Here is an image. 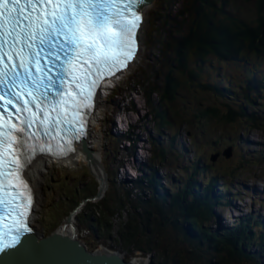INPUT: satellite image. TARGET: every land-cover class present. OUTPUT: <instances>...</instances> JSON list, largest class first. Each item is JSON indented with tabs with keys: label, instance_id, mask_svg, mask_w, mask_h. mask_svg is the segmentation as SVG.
Masks as SVG:
<instances>
[{
	"label": "trees",
	"instance_id": "trees-1",
	"mask_svg": "<svg viewBox=\"0 0 264 264\" xmlns=\"http://www.w3.org/2000/svg\"><path fill=\"white\" fill-rule=\"evenodd\" d=\"M166 1L173 4V0ZM238 1L253 4V8L246 9ZM164 20V31L155 44L160 47L167 70L161 83L149 79L146 86L144 83L143 95L151 106L154 126L160 135L163 129L169 130L170 141L150 137L151 161L144 165L149 174L141 175L138 180L133 178L131 184L126 182L129 188L110 185L103 200L96 204L98 212L81 220L89 230L111 236L114 217H121L116 240L119 248L129 254L128 259L140 251L143 256L152 255L157 264H261L264 221L260 223L252 218L263 215L251 212L248 219L243 217L238 224L213 228L219 201H227L230 206V195L233 198L238 195L230 193L229 182L219 183L226 178L210 162L212 155L209 162L203 156L197 146V136L216 129L212 125L214 120V125L239 121L242 129L264 132V119L255 102L264 95V0H184L177 13L166 14ZM229 67L240 70L244 80H233ZM186 84L191 92H203L220 100L223 109L215 104L196 108L194 116L203 122L194 128L191 140L195 146L194 157L182 171L186 173L185 180L173 178L171 185L165 187L155 165L167 161L171 151L176 150L179 132H171L175 121L182 120L180 126L191 124L176 107ZM227 136L237 138L231 132L220 131L209 143L219 146L228 140ZM243 142L246 143L241 137L239 144ZM182 150L187 151L185 146ZM259 151L264 154V147ZM178 156L183 155L178 153ZM95 182L83 201L98 193V181ZM217 183L224 190L214 193ZM80 191L77 189L75 194L79 195ZM79 204L74 201L64 215H70ZM254 226H262L263 230L256 233Z\"/></svg>",
	"mask_w": 264,
	"mask_h": 264
},
{
	"label": "snow or ice",
	"instance_id": "snow-or-ice-1",
	"mask_svg": "<svg viewBox=\"0 0 264 264\" xmlns=\"http://www.w3.org/2000/svg\"><path fill=\"white\" fill-rule=\"evenodd\" d=\"M147 2L0 0V253L33 230L25 169L86 135L101 81L137 55Z\"/></svg>",
	"mask_w": 264,
	"mask_h": 264
},
{
	"label": "rangeland",
	"instance_id": "rangeland-1",
	"mask_svg": "<svg viewBox=\"0 0 264 264\" xmlns=\"http://www.w3.org/2000/svg\"><path fill=\"white\" fill-rule=\"evenodd\" d=\"M166 2V0H154L146 4L147 22L144 24L142 31L141 43L143 41V44H141L142 48L137 63L122 76V79L117 83L115 88L105 90L102 97L98 98L94 116L98 123L100 122L103 124L99 130L101 138L99 142L94 141L91 143H94L93 145L97 147L99 153L104 157V166L109 179V187L110 185L113 186V184L120 188L131 187L121 182V177L126 175L128 179L134 178L137 173L132 165H135V163H137L136 166H138V171L140 172L139 176L145 173L149 174V171L146 169L147 166H144V164L147 161H151V150L153 147L147 142V139H150V137H152V139L160 137L163 140L170 141L171 138L169 130L163 129V134L160 135L159 131L154 126L151 106L147 103L143 95L145 91L144 83L146 86V81H148V79L158 83L163 81V74L167 68L164 64L165 60L160 55V47L159 45L156 47L157 43L155 41L160 33L164 31V16L166 14L175 15L181 8L184 0H173L172 5ZM240 4L245 6L246 9L253 8V4H247L245 2H240ZM162 37H164V35H162ZM229 72L230 75L233 76V80H244V75L237 68L229 67ZM138 83L141 85L138 86ZM181 94H183V97H181ZM156 99L157 96H155L154 101H156ZM224 100L227 101L226 99ZM255 102L259 114L264 119V95L261 98L255 99ZM214 104L220 106L221 110L223 109L220 100H216L203 92H191L187 84L186 87L182 88L180 96L176 101V107L183 112L184 119L189 120L191 124L186 123L180 126L182 120H178L171 126V132H179L175 142L178 148H176L175 151H171L167 161L155 165V169H158V175L164 179L162 181L163 186H170L173 178L176 180H185L186 173H182V171L185 170V166L188 165L189 161L194 157L193 152L195 151V146L191 141L195 134L194 128L200 126L203 122L202 119L194 116V114H196V108L198 106L207 108ZM213 123L215 124L216 120H214ZM214 124L212 125L216 129L211 133L206 132L197 136V146L203 151V156L207 160L212 154L216 152L221 153L215 162H210L213 163L214 167L219 172L223 173L226 178V180H222L220 183L224 184L225 182H229L232 185L230 191L240 195L238 196L239 201H237V197H234L237 203V208L235 204L234 210L237 209L239 215L235 216L232 212H229V209L222 211V213L218 212V215L220 213L222 217L218 218V216H216L213 219V228L217 229L221 227V224L223 226L225 224H238L240 223L238 220L241 218L246 217V219H248L251 212H259L263 215L260 217L256 215L252 218L254 221L261 223L264 219V154H261L262 151L259 150L264 147V132L255 128L246 129L243 127L244 129H242V123L239 121L235 124ZM131 125L135 126L131 127ZM210 126L211 125H209V127ZM127 130H130L132 139H120L122 137L121 135H125V131ZM220 131L224 134L231 132L233 135H237V138L233 139L227 136L228 140H223L219 146L210 144L209 142L212 136L216 137L219 135ZM130 136L127 135L126 137L129 138ZM241 137L242 141L244 140L246 142L249 139H253L254 143L243 142V144H239ZM138 141L140 144H137V147H131L133 143L136 145ZM142 144H145L143 148L140 147ZM183 146L188 147L189 151L184 153L182 150ZM230 147L232 148V156L226 158L222 152ZM129 148H133L134 151L132 150L129 153ZM133 152H135V155L132 154ZM177 152L181 153L183 156H178ZM127 155H132L133 157L128 158ZM140 158H142L144 162H140ZM51 159H46L48 169L46 171L41 194L36 193L38 199L40 196V202L38 208L36 207L34 218L32 214V222L35 231L48 235L52 231L59 229L69 216H65V212L68 211L74 201L80 202L77 209L70 213V215L75 214L76 216V225L78 226L80 238L84 240L92 250L103 248L123 252L119 248V243L116 240L119 235L118 230L121 217H114L115 224L111 231V236L107 233H98L93 229L89 230L86 224L81 220L86 215L96 214L98 212L96 204L101 202L106 195L105 192L103 195L100 194L101 196L98 198L95 196L83 201L84 195L90 193V189L95 187V180L98 181V191L100 188V181L93 172L90 164L83 160L79 161V156L76 157L78 160L74 163L66 161L58 162L54 158ZM121 159L125 160L122 161ZM232 170H235L234 175L231 174ZM202 180L204 181L205 179L202 178ZM239 183H245L250 189H240ZM77 189L82 190L79 192V195L75 194ZM219 190L223 191L224 187H220ZM73 196L75 197L73 198ZM254 198L256 201H254ZM88 202L91 204L87 205ZM84 207L86 208L83 211ZM238 207L241 210L238 209ZM80 213L83 214L79 216ZM122 219L125 218L122 217ZM260 225L261 224H259V226ZM259 226H254L253 231L256 233L261 232L263 227ZM123 253L128 259L129 254L126 252ZM138 255L140 256L142 253L137 251L135 256Z\"/></svg>",
	"mask_w": 264,
	"mask_h": 264
},
{
	"label": "water",
	"instance_id": "water-1",
	"mask_svg": "<svg viewBox=\"0 0 264 264\" xmlns=\"http://www.w3.org/2000/svg\"><path fill=\"white\" fill-rule=\"evenodd\" d=\"M148 0L146 4L153 2ZM141 40V39H140ZM142 46V45H141ZM85 150L88 152L86 144ZM90 152V150H89ZM88 152V155H92ZM220 152L212 154L211 160L215 162ZM222 154L229 158L232 156V148H228ZM100 188L96 198L103 193ZM33 231L22 237V243L15 249H9L0 254V264H157L152 255L144 257L138 255L127 259L121 251L105 249L104 252L92 250L84 240L75 234H62L58 229L48 235ZM146 259V260H145Z\"/></svg>",
	"mask_w": 264,
	"mask_h": 264
},
{
	"label": "bare ground",
	"instance_id": "bare-ground-1",
	"mask_svg": "<svg viewBox=\"0 0 264 264\" xmlns=\"http://www.w3.org/2000/svg\"><path fill=\"white\" fill-rule=\"evenodd\" d=\"M143 10H144V13H145V19H144V22H143V26L141 27V37H140L141 40H142V31H143V28H144V24L147 22L146 21V19H147L146 5L144 6ZM141 44H143V41H142ZM141 48H142V46H141ZM139 56H140V53H139ZM136 63H137V60L134 62V64H136ZM131 67H133V65H131ZM131 67H130V69H132ZM117 83H119V82H113L111 84L113 85V87H116ZM113 87L108 85V87H106L105 90H107L109 88H113ZM103 94L104 93H101L99 98L102 97ZM94 115H95V113H93V115H92L91 126H90V129L88 131V136L86 138V141L84 143L80 144L79 147L77 146L78 147L77 148L78 151L74 155H72V156H70L68 158H65L63 160H59L57 158H55V160L58 161V162L66 161V162L74 163V162H76V160H78V159H76V157L79 156V161L83 160V161L88 162L90 164L91 168L93 169V172L98 177L99 181L102 183L101 184L102 185L101 186L102 193H105L106 190L109 187V179H108V175H107V172H106V168L104 166V157L99 153L97 147L93 145L94 143L93 144L91 143V142H94V141L95 142H99V140L101 138L100 135H99V130L101 129V126L103 124L100 123V122L98 123L97 120H96V117ZM92 122H93V124H92ZM133 126H135V125H131V127H133ZM125 132H124L125 135H121L124 138H127L126 137L127 135H129V136L131 135L130 134V130H127ZM129 139H132V138L129 137ZM147 142H149L151 144V138L147 139ZM247 142L254 143L253 139H249L248 141H246V143ZM84 144L87 145L88 149L90 150V152H89V150H88V152L91 153L92 155H88V152L85 150V145ZM144 145L145 144H142V145H140V147L143 148ZM176 146L177 145H175V149L178 148ZM131 147L135 148V147H137V145H135V143H133ZM132 149L133 148H129L128 152L130 153V151H132ZM129 153H127V154H129ZM134 154H135V152H134ZM127 156H128V158L133 157L132 155H127ZM46 159H51V158L44 157V156H39V157L33 159L32 162L30 163V165L27 167V170H26V175L29 178V180L31 181L35 193H38V194H41L40 190L42 191L43 182L45 181V175H46V171L48 169V163L45 164L47 162ZM123 160H125V159H123ZM139 160H140V162H144V160L142 158H140ZM136 164L137 163H135V165H132V166H134V170L137 173V175L134 176V179L138 180L142 176H139L140 172L138 171V166H136ZM145 164H147V162ZM130 181H133V178L132 179H130V178L128 179L126 177V175H123V177H121V182H123V183L130 182ZM37 183H38L39 187L37 186ZM242 184L245 185L244 183H239V185H242ZM39 202H40V196H39V199H38L37 194H36L35 210L33 211V218H34V213H36L35 212L36 211V207L38 208ZM233 213L235 215H239L237 213V209H235L233 211ZM216 216H218V218L222 217L220 214L218 215L217 213H215V217ZM76 222H77V219H76L75 214L69 215L67 217V219L63 222L62 226L58 229V232L62 233V234H75L76 237L81 239L80 236H79V230H78V226L76 225ZM219 224H220V222H219ZM98 250L100 252H104L105 251V249H103V248H100ZM263 261H264V259H263Z\"/></svg>",
	"mask_w": 264,
	"mask_h": 264
},
{
	"label": "flooded vegetation",
	"instance_id": "flooded-vegetation-1",
	"mask_svg": "<svg viewBox=\"0 0 264 264\" xmlns=\"http://www.w3.org/2000/svg\"><path fill=\"white\" fill-rule=\"evenodd\" d=\"M45 164H47V162H46ZM45 164H44V165H45ZM37 186H38V183H37ZM38 187H39V186H38ZM40 192H41V190H40Z\"/></svg>",
	"mask_w": 264,
	"mask_h": 264
}]
</instances>
